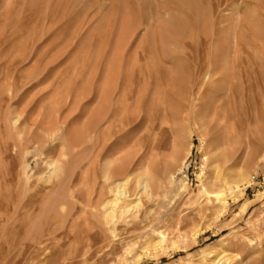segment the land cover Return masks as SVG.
Masks as SVG:
<instances>
[{"label":"rangeland","instance_id":"rangeland-1","mask_svg":"<svg viewBox=\"0 0 264 264\" xmlns=\"http://www.w3.org/2000/svg\"><path fill=\"white\" fill-rule=\"evenodd\" d=\"M103 1L0 0V264H264V0Z\"/></svg>","mask_w":264,"mask_h":264},{"label":"bare ground","instance_id":"bare-ground-1","mask_svg":"<svg viewBox=\"0 0 264 264\" xmlns=\"http://www.w3.org/2000/svg\"><path fill=\"white\" fill-rule=\"evenodd\" d=\"M85 1V0H84ZM105 1L106 0H104L103 2L105 3ZM108 1V0H107ZM113 2L111 3V7H109V8H111L112 10L113 9H115V8H117V7H119L120 6V4H121V0H112ZM83 2V1H82ZM136 2H139V6H140V8L139 9H141V7H142V13H144V18H143V21H145L144 22V27H145V29H147L146 27H148V26H150V24L152 23V22H155V20H164V17H162L161 16V12H162V9L161 8H167L166 6H168V3H169V1L168 0H163V1H160V0H146V1H141V0H126V4L127 5H125L127 8H132L131 6H133L134 5V3H136ZM89 3V2H88ZM107 5V4H106ZM136 5H137V3H136ZM135 5V7L136 8H138L137 6ZM100 7H101V4H100ZM134 7V6H133ZM169 7V6H168ZM194 8V7H193ZM128 10V9H127ZM134 10V9H133ZM135 10H137V9H135ZM117 11V10H116ZM118 12V11H117ZM116 12V13H117ZM136 12V14H137V12L138 11H135ZM115 13V14H116ZM158 14V15H157ZM104 15V14H103ZM114 15V13L112 14V16ZM139 17V16H138ZM137 17V18H138ZM140 18V17H139ZM139 20V19H138ZM130 22V21H129ZM126 23V22H125ZM125 25V24H124ZM128 27V26H127ZM151 29V28H150ZM120 30V29H119ZM148 30V29H147ZM145 32V31H144ZM131 33V32H130ZM131 38V37H130ZM135 43V42H134ZM134 45V44H133ZM136 45V44H135ZM144 47V46H143ZM197 93V92H196ZM195 92L193 93V91L190 93L191 94V96H192V99H194L195 101L197 100L198 101V99H199V96H198V93L196 94ZM189 94V95H190ZM196 106H199L198 104L196 105ZM98 155V154H97ZM100 155V154H99ZM98 155V156H99ZM95 169H96V164H97V160L95 159ZM93 164V163H92ZM125 173V167H124V165H121V166H118L117 168H116V175L117 176H120V175H123ZM36 190V189H35ZM38 190V189H37ZM120 191V190H119ZM37 192V191H36ZM38 192H39V190H38ZM37 192V193H38ZM122 193H123V191H122ZM121 193V194H122ZM17 194V193H16ZM124 194V193H123ZM122 194V195H123ZM12 195V194H11ZM125 195H127V193H125ZM31 196V195H30ZM38 196V195H37ZM32 197H33V195H32ZM117 197V196H116ZM31 198V197H30ZM29 198V199H30ZM37 198V197H36ZM116 200H118V197L116 198ZM113 203V202H112ZM219 245V242L218 243H216L215 244V246H218Z\"/></svg>","mask_w":264,"mask_h":264}]
</instances>
